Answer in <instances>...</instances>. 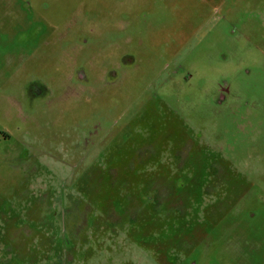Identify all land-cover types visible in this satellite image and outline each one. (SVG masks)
Returning <instances> with one entry per match:
<instances>
[{"label": "rangeland", "instance_id": "1", "mask_svg": "<svg viewBox=\"0 0 264 264\" xmlns=\"http://www.w3.org/2000/svg\"><path fill=\"white\" fill-rule=\"evenodd\" d=\"M0 264H264V0H0Z\"/></svg>", "mask_w": 264, "mask_h": 264}]
</instances>
